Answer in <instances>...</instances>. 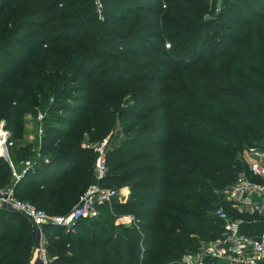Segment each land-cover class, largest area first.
Listing matches in <instances>:
<instances>
[{
	"label": "trees",
	"instance_id": "trees-1",
	"mask_svg": "<svg viewBox=\"0 0 264 264\" xmlns=\"http://www.w3.org/2000/svg\"><path fill=\"white\" fill-rule=\"evenodd\" d=\"M5 1L4 16H13L15 10L17 15L19 3L26 2V25L38 23L40 14L50 22L70 21L61 28H48L60 32L55 43H68L63 36L84 29L72 41L75 54H58L74 67L79 63L84 77L87 71L81 62L96 59L105 46L111 48L105 63L99 64L105 69L101 82L92 84L94 100H86L93 109L59 101L56 94L66 95L69 80L77 83L81 77L68 79L61 69L56 74L46 57L37 56L32 63L34 52L22 63L26 74L16 72L17 84L0 88V123L10 132L14 143L10 155L16 166L28 159L21 157L33 156L34 146L17 147L14 142L23 114L14 110L13 103L25 107V102L26 110L34 113L45 93L50 90L49 99L56 95L42 123L40 157L15 183L19 199L51 215L68 214L97 177L95 162L86 158L82 147L86 135L88 141L110 136L128 105L140 115L122 123L118 138L109 140L106 179L100 181L106 188L129 187L127 201L115 198L101 208L100 216L80 220L69 231L45 225L51 264H180L188 251L222 237L223 221L215 211L224 207L233 218L238 213L218 190L233 183L240 172H249L237 158L244 146L264 151V0H223L219 13L211 0H155L157 6L146 0H105L104 22L98 21L92 0L84 5L73 0V6L81 8L54 18L51 14L66 0H34L38 8L33 12L32 0ZM229 8H239L237 13L246 20L232 15ZM116 12L121 16H114ZM174 15L177 20L172 23L169 17ZM221 17L229 23H221ZM216 24L221 30L216 38L203 36ZM19 26L0 41V49L21 43L15 40ZM110 28L115 30L107 34ZM129 43L144 53L127 57L134 54L132 46H126ZM120 81L136 88L113 91ZM149 84L164 88L152 90ZM78 89L88 91L85 86ZM14 90L26 99H19ZM181 105V115L172 112ZM195 119H204V124ZM220 130L224 132L219 134ZM13 185L11 166L0 158V190ZM117 211L121 213L115 219L130 215L133 222L117 225L107 217ZM82 226L85 236L78 237L74 229ZM33 230L20 213L0 207V264H29Z\"/></svg>",
	"mask_w": 264,
	"mask_h": 264
},
{
	"label": "rangeland",
	"instance_id": "rangeland-1",
	"mask_svg": "<svg viewBox=\"0 0 264 264\" xmlns=\"http://www.w3.org/2000/svg\"><path fill=\"white\" fill-rule=\"evenodd\" d=\"M83 5L85 3V1L87 0H80ZM93 1V4H95V1ZM250 2H253L254 0H249ZM5 2V0H0V41L6 37L9 36L8 33H12L13 31H16L15 29L17 28V26H19V24L21 23V25L18 27L19 31L16 33L18 42H24L23 45H20L21 43H19L18 45H12V47H10L7 50H4V48L0 49V88L3 86L6 87H13L15 86L17 83V78L16 76V72H19V74H26V66H23L22 63L26 62V54L32 53L34 52L33 58H32V63L36 61V57L40 56V57H46L48 58L51 63V70L54 69V71L56 72V74L60 73L58 72V69H61V74L63 75H68V79L73 78L75 79L73 76L78 75L80 78V81H78L77 83L71 82V80H69L70 82H68L67 84V90L65 92L66 95H64L63 97H59L58 94L57 98L59 99V101L63 102L64 104H79L81 106H86L89 109L90 108H95V106L93 105H89L88 102H86V100L88 99H92L94 100V92L92 89V84H96L98 82H101L102 77H103V73L105 72V69L103 68H99V64H104L105 60H107V52H111V48L109 46H105L101 51H100V55L97 56L96 59L91 60V61H87V62H81L83 64V66L86 69V73H85V77L83 76L84 73H82L80 70H78L77 66H79V63L75 65V67L70 63V60L68 59H64L61 56H58V54H60L61 52L63 53H71V54H75L77 51L76 46H75V42H72L74 40H78L81 35L84 33V29L82 31H75L72 35L68 34L66 37L63 36L62 39L63 40H70V42L66 43V42H62L61 43H55L56 40H60L59 36H60V32L55 31V30H48V28H50V26H56L58 28H61L62 26H66L69 24L70 21H64L61 23H56V22H50V18L48 16H45L44 14H40L37 18L40 20L38 23H33L32 24H27L26 25V6L25 3H19V6L17 8H19L21 10L20 13H18L16 15V10L13 12V16L12 13H9V15H5L3 14L2 11V6ZM101 4L104 6L105 5V0H100ZM141 3H145V0ZM147 4H152L153 6H157V2L155 0H146ZM212 5L214 6L215 9V13H219L222 9L223 6V0H211ZM73 7V8H72ZM16 8V9H17ZM29 10H31L32 12L35 11V8L37 7V2H34V0H32L29 3ZM75 8H81V7H74L73 6V0H66L64 2H62L61 4H59V7L57 10H54V12L51 14V18H54L55 16H57L60 13H64V12H69V10H75ZM239 8H229L227 11L231 12L232 15L234 16H239V17H243L246 20V16H242L240 14H238L237 12H239L238 10ZM97 10V9H96ZM241 10V9H240ZM98 12V11H97ZM226 15V14H225ZM114 16H121L119 15V13L116 12V15ZM224 16V15H223ZM105 18V14H104V10L102 9V11L100 13H98V21L100 22H104ZM169 20L172 21V23L175 22V20H177V17L174 15L172 17H169ZM15 21L16 23V27H14V23ZM49 21V23H48ZM99 22V23H100ZM221 23H229V20L226 18L224 19L223 17H221L220 20ZM45 24H49L48 26H45ZM220 24V23H218ZM218 24H216L215 26L209 27L207 28L204 33L203 36H207V37H212V38H216L217 33L221 32L220 28L218 27ZM7 28L9 30H7ZM96 28V25L94 26L93 30ZM115 29H107L105 32L107 34H111L112 31ZM7 35H6V34ZM13 34V33H12ZM74 35V36H73ZM58 36V37H57ZM75 37H77L75 39ZM14 38V37H13ZM45 39V40H44ZM14 40V41H15ZM44 40V41H43ZM174 41L179 44V42H181L179 40V38L175 37ZM218 41V39H217ZM128 48H131L132 46V50L134 51L133 55L128 54L127 57H133L134 55H140L143 54L144 51L142 48H139L137 46L132 45V43H129L126 45ZM75 49H74V48ZM134 48V49H133ZM167 49L171 48V43H168L166 45ZM147 49H149L147 47ZM118 50V52H123V49H116ZM182 58H184V56L182 55ZM38 62V61H37ZM38 64H41L40 62H38ZM257 68L258 67H254ZM17 69H19V71H17ZM95 72V74H94ZM262 72V71H261ZM26 76V75H25ZM184 78H186V76H184ZM189 79V78H188ZM23 84H25L23 82ZM257 84V83H256ZM126 84L123 83L122 81L117 82L114 86H113V91H120V90H134V87H128L125 86ZM150 88L152 90L154 89H160V88H164V86H158V88L154 87L155 85H151L149 84ZM261 85V84H259ZM85 86L86 88H88V91H79V87L82 90V87ZM104 85L98 86L97 88H102ZM263 86V85H261ZM264 87V86H263ZM121 91V92H122ZM15 93H17V96L19 99H26V95L20 91H16L14 90ZM49 93H45V97H42L39 105L37 107V111L36 112H32L26 110V105L23 103V106L25 107H20V105L18 104L17 101H15L13 103V107L15 111H21L23 114V117L21 118L22 122L18 129H16L14 131V142L17 145V147H22V144H26V143H30L33 144L34 146V150L33 151V156L30 157L31 159H34V161L37 159V153H38V143H39V139L42 135L43 129H42V123L44 120V117L47 115V107L49 104H51L54 100H56V95L55 97H50V90L48 91ZM1 91H0V95H1ZM48 94V95H47ZM151 94V93H150ZM150 94H148L147 96H149ZM176 97V96H174ZM96 98V97H95ZM96 100V99H95ZM143 106H146L143 105ZM183 105H181L178 109H172V112L176 111V114H180L181 115V111ZM126 110V113H124L123 115H121V118L118 120V125H115L113 132L110 136L100 140V138H97L96 140H91L88 141V136L86 135V139L84 141V143L82 144V147L87 150V155L86 158H91L92 160H94V166L96 168L97 166V160L99 157V151L98 148L103 145L106 141V145H105V152L109 147V140H111V138L113 136H117L119 135V130L121 129V125L124 122H130L133 120H137V118L140 116L139 114L137 115L136 113H134L135 110H133L134 108L131 106H126L124 107ZM127 108V109H126ZM120 117V116H119ZM193 120H189V119H185L186 123H190ZM194 121H197L199 124H204V119H195ZM174 123L176 121H173L171 119V123ZM1 124V123H0ZM205 125H202L201 127L204 129ZM220 127H223L226 129L225 125H221ZM201 128V129H202ZM209 130H211L210 128H208ZM224 129V130H225ZM228 130V129H226ZM224 131L220 130L219 134H222ZM78 134V133H77ZM192 134V133H191ZM116 140V139H115ZM256 147V145H255ZM251 154V149L250 147L246 148V146H244L240 152L237 154V158H239L242 162H244L246 164V166L248 167V159L250 158ZM28 155V154H27ZM22 159L24 158H28L29 156H25V157H21ZM25 160V159H24ZM20 164V163H19ZM106 179V174L100 179V181H102L103 179ZM97 180V179H96ZM95 180V181H96ZM228 186H226L227 188ZM226 188H222L220 190H218V195L220 197H222V192H224L226 190ZM120 190V196H123L124 194H130V188L129 187H122ZM127 201V200H126ZM224 208V207H223ZM225 209V208H224ZM121 212L117 211L115 214L113 215H107V217L110 219H114L113 221L116 223L117 225H123V223L126 225V220H123L122 223V218L125 216H121L119 219L121 220V222H119V219H115L116 216H118ZM214 214V213H213ZM130 224V223H129ZM127 224V225H129ZM74 232L76 234H78V237H82L85 236V226L82 227H75ZM189 252V251H188ZM32 255L30 257L29 260V264L30 261L32 260V256H33V252H31Z\"/></svg>",
	"mask_w": 264,
	"mask_h": 264
},
{
	"label": "built area",
	"instance_id": "built-area-1",
	"mask_svg": "<svg viewBox=\"0 0 264 264\" xmlns=\"http://www.w3.org/2000/svg\"><path fill=\"white\" fill-rule=\"evenodd\" d=\"M94 1L100 13L103 5L100 0ZM106 142L98 148L100 153L96 166L98 181L84 192L78 204L68 214L51 215L30 201L21 200L16 196L15 183L34 168L36 160L25 159L16 166L10 156V147L14 144L10 141V132L3 122L0 124V158L9 162L14 182L13 186L0 190V207L20 213L33 226L35 260H31L30 264H51L49 241L43 229L45 225L63 226L69 231L80 220L100 216L101 208L111 204L115 198L121 201L125 199L124 195L120 196V190L106 188L100 184V179L107 173L104 154ZM250 155L261 158L264 156V151L251 148ZM39 157L38 153L37 158ZM222 195L224 200L241 215L264 220V164L259 160L252 162L249 172L246 170L240 172ZM215 215L223 221L222 237L210 242H202L197 251L185 253L180 264H220V261L227 264H264V233L258 237L242 233L241 221L233 218L223 207L218 208ZM132 221L133 217H129L125 222L127 224Z\"/></svg>",
	"mask_w": 264,
	"mask_h": 264
},
{
	"label": "crops",
	"instance_id": "crops-1",
	"mask_svg": "<svg viewBox=\"0 0 264 264\" xmlns=\"http://www.w3.org/2000/svg\"><path fill=\"white\" fill-rule=\"evenodd\" d=\"M40 142H41V137L39 139V143L38 145H40ZM12 147H10V153L12 152ZM35 151V150H34ZM38 153H39V146H38ZM37 153V154H38ZM11 156V155H10ZM12 159V158H11ZM248 159V166L251 165L252 162L254 161H261L263 164H264V156L259 158V157H256V156H250V158H247ZM13 162V161H12ZM22 162V161H21ZM14 163V162H13ZM21 164V163H20ZM20 164H18L17 166H19ZM97 178H95L96 180ZM94 180V183H96L98 180L95 181ZM93 183V184H94ZM222 195V194H221ZM125 196V199H123L122 201H126L128 199V196L129 194H124ZM222 198L224 199V195H222ZM229 205H231L230 203H228ZM232 207V205H231ZM236 211V210H235ZM237 212V211H236ZM238 214H235L234 215V218L241 221V231L242 233L248 235V236H254V237H258L260 236L262 233H264V220L260 219V218H251V217H248V216H243L241 215L239 212H237ZM239 214L241 216H239ZM243 216V217H242ZM129 217H132L130 215H126L124 216L121 220H122V223H123V220H126L127 218ZM121 220L119 219V222H121ZM133 222V221H132ZM131 222V223H132ZM130 223V224H131ZM124 224V223H123ZM129 224V223H127ZM126 224V225H127ZM129 224V225H130ZM32 261L35 260V256L33 255L32 256ZM264 263V262H263ZM219 264V263H217ZM220 264H227L226 262L224 261H220Z\"/></svg>",
	"mask_w": 264,
	"mask_h": 264
}]
</instances>
